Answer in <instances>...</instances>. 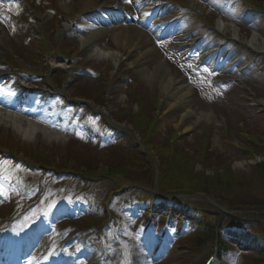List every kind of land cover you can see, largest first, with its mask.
Masks as SVG:
<instances>
[{"label":"rangeland","instance_id":"obj_1","mask_svg":"<svg viewBox=\"0 0 264 264\" xmlns=\"http://www.w3.org/2000/svg\"><path fill=\"white\" fill-rule=\"evenodd\" d=\"M33 1V0H32ZM37 1V0H36ZM187 4L198 5L199 9L202 10L205 15L210 18V22L214 21L215 26L217 28L224 29V27H228L225 31H228L230 35H239L243 37V39L251 43L253 41H257L264 45V13L257 16V13L243 14L245 20H247L251 25L250 27L247 24L241 22V13H243L242 9L244 5L238 2V0H185ZM14 2V1H13ZM12 2V5L14 4ZM67 2V1H66ZM45 4V5H44ZM38 7L34 13V16H31V22L33 23L32 28L30 27V31L21 27V24L17 21L7 18L0 17L1 26L4 28L0 34L5 35V40L0 45V65L3 61L7 59L11 62L12 59L7 58V55L14 54L15 56H20L21 61L26 64L28 60L26 59L28 53L39 49L38 43H36V39L40 35L39 33H45L49 35V39L52 40L50 42L49 57L44 54V61L51 63L53 65V72L51 75H40L37 77H32L37 81L39 86L44 87H52L54 92L56 93L53 98V101H56L55 108H58V111H61L60 103L67 104V111L70 112V118L73 120L74 113L82 111L81 104L78 102H69L72 93H74L75 89H79L80 86L84 85L88 88L96 89V88H105L106 83L102 82V74L95 73V70L100 69H110L111 60L104 58H96L91 56L88 53L87 43H81L78 40V36L75 33H71V35H65L63 31V24L66 23L67 20H74L75 27H77L81 23H89L90 21L85 16L81 15L79 18H73L74 11L73 5L82 6V10L86 13L85 5L82 0H69L68 4H64V0H51L48 3H44L39 1L37 4ZM48 6L54 8V10L60 13L59 22L62 24L59 26L61 29H54L57 25L55 22L54 13L46 12L48 10ZM154 3L149 4V8H152ZM68 7L67 10L65 8ZM171 7L173 12L177 13L179 8ZM175 9V10H174ZM15 13L23 16L22 13L18 12V9ZM223 15H226L228 19L222 18ZM185 13H181L175 17L170 14V19L166 21L163 26H160V31L163 33L162 36L159 37L160 41H164L165 45L160 46L156 45L155 38L156 33H151L150 36L152 39L154 38V48L156 50V54L154 55L152 62L150 63L151 68H154L158 62H164L167 70L170 71V75L176 77L178 81L181 79H186L187 87L191 88L193 94L189 98L190 105L187 110L182 108L179 104L174 107L173 99L169 98L168 94L163 93V88L161 83L155 82L149 83L146 79L137 72L135 68V64L131 62L129 58L126 56H122L119 58L117 62L120 63V68H124L129 66L131 69L132 80H136L138 77L144 83L146 87H153L155 89V93L158 94L159 101L165 103L166 105V115L165 118L175 119L178 121L175 124V127L178 129V132L183 134L182 139H188L191 144H195L198 142V139L201 138L203 134L202 130L205 126H211L208 132L210 133V144H211V152L212 154L218 153L223 155L224 157L229 156L233 158L234 162L232 163V172L235 175L243 174L247 177L251 176V170L248 164H245L244 161H241L238 157V152L236 151V147L241 143L240 138L238 137L236 128L239 126H244L247 131H255L261 132V126L264 125V60L257 61L258 59L253 57L251 54H247L243 52L241 49L235 46L225 47L224 49L219 47L218 39H214V37L207 36L204 29L198 28L197 25H194L190 19L186 20V18L182 17ZM91 17H94L92 14ZM24 19L30 18L29 14L24 10ZM129 25L131 23H122L118 22L115 27H124V25ZM135 24V23H134ZM133 25V24H132ZM159 30V29H158ZM146 31V30H145ZM158 32V31H157ZM94 31L92 30L87 36L86 39L92 37ZM35 35V36H34ZM52 35V36H51ZM62 40V42H61ZM158 40V39H157ZM156 40V41H157ZM198 41L199 43L195 46H190L184 44L187 41ZM59 41L62 46L68 47V49L72 53L79 54L78 58L72 62H65L63 60L62 54L60 55L55 51L54 43ZM174 41L180 43V46H175ZM108 42L109 45L114 48V39L113 35L104 41ZM218 42V43H217ZM160 48V49H159ZM227 48V49H226ZM66 49V48H65ZM207 50V53L218 52L221 51V56H219L218 69H220L221 73L224 75H232L246 79L247 90L246 87L243 92L241 89L237 88L235 85H229L230 82H225L224 86L226 89L219 90L214 87V85L210 84L205 80L204 74L195 72L193 69V65L197 60L203 58V52ZM20 53V54H19ZM237 56L240 58L237 64H234L233 58ZM205 64L204 72L209 74V67L213 65V59L204 58ZM14 60V59H13ZM42 60V58H41ZM58 63L61 69L58 67ZM86 63L85 67L87 69L83 70H72L75 66L78 68L82 67V65ZM72 65V66H71ZM71 69H68L69 67ZM1 68V67H0ZM32 73H34V68L29 66ZM173 72V73H172ZM243 72V73H242ZM4 73L3 79H14L16 76L12 75L11 71L3 70ZM73 75V76H72ZM66 77L67 82L66 87H60L59 79ZM30 77H27L29 79ZM0 82H2V80ZM16 79V78H15ZM112 79V78H110ZM128 83L127 79L124 78H116L114 82L111 83V91H110V99L111 101L108 103V106L103 105L102 108L96 105V102L92 100H86L85 98L78 99V101H83L87 104L93 112L96 109L102 110L103 113H111L118 108H122L128 102ZM59 85V86H58ZM65 86V85H64ZM59 92H58V91ZM144 91V89L142 88ZM246 90V91H245ZM69 100V101H68ZM256 101V103H255ZM82 103V102H81ZM54 104V102H53ZM62 104V106H63ZM214 110L219 112L220 116L223 118L221 121H218ZM228 112V115H226ZM186 113H189V116H185ZM203 114H212L213 117L208 119L203 117ZM202 115V119L199 118ZM211 115V116H212ZM214 118V119H213ZM167 119V118H166ZM227 122L231 126V136L230 139H226L220 133L223 125ZM0 132V151L10 150L11 148L18 149L20 152V147H33L38 146L37 149H49V152H53L55 148L60 150H65L67 148H72L74 151L84 150L85 152H96L99 149L100 156L105 157L104 152L106 153V149H102V146L95 149L93 144L99 143L94 140V135L89 129H86V134L84 131L80 133L81 141H86L85 146L76 145L71 146L75 139H77L78 129L74 126H70V133L64 138L65 141L60 143L54 142L51 143L46 140H40L41 142H29L21 139L18 135L13 132L5 131L1 129ZM236 130V131H235ZM244 132L243 136L245 137L247 134ZM178 133V134H179ZM6 136L8 138H6ZM106 136V135H105ZM108 136V135H107ZM106 136V140L102 141L105 145L112 140V137ZM93 143V144H92ZM13 146H10V145ZM93 145V146H92ZM98 146V144L96 145ZM93 147V148H92ZM24 151V152H23ZM20 154V157L26 153V150H23ZM27 155V153H26ZM25 156V155H24ZM215 159V158H214ZM26 160L30 163L33 162L32 159L26 156ZM222 160V159H221ZM62 161V160H61ZM226 163V162H225ZM62 166V162L58 163ZM200 165V164H199ZM195 165L196 171H201L202 166ZM207 170L208 174L213 175L216 174V171H219L220 168L215 165L211 166ZM218 169V170H217ZM240 171V172H239ZM220 172H223L220 170ZM62 177V176H60ZM58 177V178H60ZM37 192H33L31 198L26 200L25 203H35V197H39ZM23 204V203H22ZM165 203L159 205L154 203V211L155 212H164ZM9 209L6 207V199L1 197L0 194V241L8 242L9 235L8 229L11 228L12 236L16 240H20L22 238L23 222L19 219L15 220V222H11L9 219L5 217L3 214V210ZM36 212V211H35ZM176 212V211H175ZM174 212V214H176ZM15 213V212H14ZM13 213V214H14ZM4 216V218H3ZM177 216V215H176ZM48 216L45 213H36L31 214L29 221L32 223L29 227L30 232H26L28 235L26 236L28 240V244L26 247L31 246L34 249L29 256L32 259L38 260L42 259L44 262H47V259L51 261V264H88L89 262L98 261L100 258L101 262L97 264H202V260L199 258H195L191 253L186 249L187 240L190 239L192 234L190 231L186 229L187 224L184 225L179 223L175 217L174 224L169 226V236L167 240L164 242L163 246L158 247V243H155V239L158 235L162 234L163 222H158L159 218H154V221H151L152 226L149 228L148 235L143 233L144 229H146V225L142 224L139 221V217L129 218L125 225L123 238L118 235H115V232H111V230L106 229L104 235L106 238L102 239L96 234L90 233V235H73L74 230L66 231L65 224L62 222L68 220L69 217H59L57 218V222L55 226L50 228L45 227V222ZM165 224V221H164ZM28 225V224H25ZM107 228V227H106ZM160 233V234H159ZM70 234V235H69ZM229 236H231L229 234ZM126 238L132 239V242L127 244ZM63 239H68V244L60 250L59 243ZM235 242V241H234ZM129 245L131 248H129ZM68 247V248H67ZM52 249L51 252L47 254L49 249ZM258 247L252 248H241L240 253L246 255L252 252H260L263 253ZM157 251V256L153 254ZM78 253V254H76ZM47 256L43 257V256ZM77 256L75 258H71V256ZM93 258V259H92ZM136 259V260H135ZM201 261V262H200Z\"/></svg>","mask_w":264,"mask_h":264},{"label":"trees","instance_id":"obj_2","mask_svg":"<svg viewBox=\"0 0 264 264\" xmlns=\"http://www.w3.org/2000/svg\"><path fill=\"white\" fill-rule=\"evenodd\" d=\"M147 114L146 105L142 104L138 115L130 118L135 128L141 132L143 145L149 153L138 149L126 150L127 142L108 148V161L105 165L110 172L123 170L120 177H104L98 174L101 160L91 155L82 153V156H78L77 153L73 158L69 155L64 157L68 169L82 172L86 177L89 174L91 177L99 176L96 181H92V188L88 192L79 194L77 201L80 203L91 201L93 206L107 208L105 199L117 198L123 204L127 202L126 205L129 204L131 197L138 202L153 200L156 194L152 189L156 185V170L159 168L157 186L161 193L190 195L204 193L228 210L224 212L205 200L180 201V206L197 216L196 232L188 243L192 249L202 246L213 248L219 245V256L226 257L230 250H227L228 246L220 239L221 232L218 227L222 228L229 224L252 229L260 243L264 245V161L252 167L249 177L243 174L235 175L229 158L212 154L208 139L205 141L206 147L192 155L194 149L191 147L184 143H171V137L160 136L162 130L159 131L149 125ZM260 134L256 143L252 142L242 148L246 153L245 157L258 152L264 153V130ZM29 152L30 155L34 154L33 151ZM35 153L37 161L42 165L55 163L46 152ZM198 162L206 169L215 165L223 172L219 170L214 176H208L206 171H196L195 165ZM131 182L137 183V186L130 184ZM112 217L117 219L116 223L122 220L121 215ZM250 260L251 264H264V255H252Z\"/></svg>","mask_w":264,"mask_h":264},{"label":"bare ground","instance_id":"obj_3","mask_svg":"<svg viewBox=\"0 0 264 264\" xmlns=\"http://www.w3.org/2000/svg\"><path fill=\"white\" fill-rule=\"evenodd\" d=\"M66 1L68 0H64L65 5ZM82 1L86 6L87 12L101 5L112 11L108 16V20L102 18V20H97L98 23L94 21L91 22V24L82 23L77 27L76 34L78 40L81 43H87L88 53L91 54L92 58L104 59L108 57L114 62H117L121 55L126 56L135 64L137 72H139L146 81L149 83L159 81L162 85L163 93L169 94V98L173 99L175 104H179L182 108L187 110L190 105L188 99L192 91L185 83L177 82L171 77L169 74L170 71L167 70L164 62H158L154 68H151L150 63L156 54V50L153 40H151L146 32L144 33L135 26L124 25V27L118 28L113 26L115 23L113 18L123 20L124 16H130L131 18L134 13H138V15L143 18L142 21H145V24L152 22L153 27L151 29L153 30L162 20L161 14L163 11H158L155 17L149 15L150 13L145 7V0H132L131 2H129V0ZM92 30L94 31L92 37L86 39L85 36L91 33ZM112 35L114 39L113 49L108 42H104ZM4 39L3 36H0V42H3ZM251 45L255 46L258 50L264 51V45L257 41L251 42ZM2 84L3 83H0V85ZM23 86H25V82L21 79L15 85L9 86L6 91L1 90L0 94L5 96V99L9 100L12 94L11 88L16 89L17 93L15 94L19 95L24 90V88H22ZM26 93L29 94V92ZM37 97H39V95ZM27 99L29 100V98ZM42 99L43 98L39 99L37 103L32 102V105L35 106V110L31 113H27L26 111L19 112L14 108V104L0 102V128L5 131L13 132L21 139L23 138L29 142L43 138L51 142H54V140H62L63 132L61 129L58 128L54 120L50 121L47 119L48 115L46 116L45 113H43V106L40 105ZM189 115V113L185 114V116ZM201 117L202 115L199 118ZM203 117L211 118V115L203 114ZM51 125H54L53 129L49 127Z\"/></svg>","mask_w":264,"mask_h":264},{"label":"snow or ice","instance_id":"obj_4","mask_svg":"<svg viewBox=\"0 0 264 264\" xmlns=\"http://www.w3.org/2000/svg\"><path fill=\"white\" fill-rule=\"evenodd\" d=\"M129 2H131V0H129Z\"/></svg>","mask_w":264,"mask_h":264}]
</instances>
